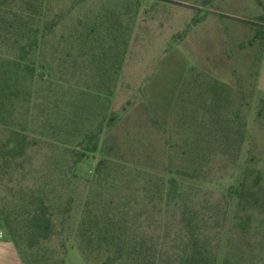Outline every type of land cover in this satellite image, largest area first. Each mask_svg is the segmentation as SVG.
Returning <instances> with one entry per match:
<instances>
[{
    "label": "rangeland",
    "instance_id": "374dc122",
    "mask_svg": "<svg viewBox=\"0 0 264 264\" xmlns=\"http://www.w3.org/2000/svg\"><path fill=\"white\" fill-rule=\"evenodd\" d=\"M9 1L42 35L0 203L40 194L55 232L18 253L0 229L6 264H178L188 238L264 264V0Z\"/></svg>",
    "mask_w": 264,
    "mask_h": 264
},
{
    "label": "trees",
    "instance_id": "16d2710c",
    "mask_svg": "<svg viewBox=\"0 0 264 264\" xmlns=\"http://www.w3.org/2000/svg\"><path fill=\"white\" fill-rule=\"evenodd\" d=\"M40 15L30 7L17 9L13 4L11 6L9 0H0V46L6 44L12 47L11 53H17L15 58H0L2 119L19 94L20 81L28 77L32 80L34 75L35 61L30 57H33L42 35L35 25L41 19ZM95 135L97 136L98 132L90 133L88 142ZM86 142L84 139L83 143ZM32 143L29 136L20 129L11 128L7 123L0 124V173L5 170H18L27 157V149ZM79 146L83 144L80 142ZM85 149L94 151L95 146L89 148L87 144ZM82 155L74 158V163L78 162ZM50 209L40 194L30 195L22 203L19 212L11 202L0 203V229L18 253L23 243L31 249L45 243L54 235V218ZM184 229L190 233V224H185ZM177 261L178 264H215L216 256L206 251L202 244H197L196 239L188 238Z\"/></svg>",
    "mask_w": 264,
    "mask_h": 264
},
{
    "label": "crops",
    "instance_id": "0c3cea01",
    "mask_svg": "<svg viewBox=\"0 0 264 264\" xmlns=\"http://www.w3.org/2000/svg\"><path fill=\"white\" fill-rule=\"evenodd\" d=\"M7 242H1L0 241V263L2 264H6L7 261V256H8V252H7Z\"/></svg>",
    "mask_w": 264,
    "mask_h": 264
}]
</instances>
